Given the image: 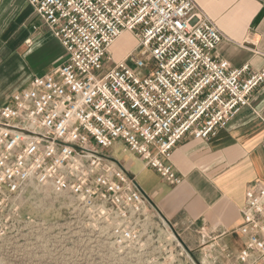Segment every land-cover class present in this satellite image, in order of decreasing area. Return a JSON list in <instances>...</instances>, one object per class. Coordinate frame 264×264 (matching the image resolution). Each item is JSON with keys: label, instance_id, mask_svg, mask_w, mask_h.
Returning <instances> with one entry per match:
<instances>
[{"label": "built area", "instance_id": "2783aa9c", "mask_svg": "<svg viewBox=\"0 0 264 264\" xmlns=\"http://www.w3.org/2000/svg\"><path fill=\"white\" fill-rule=\"evenodd\" d=\"M29 2L65 61L0 104V207L33 186L70 198L68 207L120 248L142 249L166 224L182 239L107 151L121 142L179 184L176 146L188 135L215 137L250 105L264 69L218 56L225 34L196 0ZM124 32L137 44L115 60L111 47ZM241 213L237 231L246 241L230 264H264V182L248 187ZM180 255L193 256L183 240Z\"/></svg>", "mask_w": 264, "mask_h": 264}, {"label": "crops", "instance_id": "0c3cea01", "mask_svg": "<svg viewBox=\"0 0 264 264\" xmlns=\"http://www.w3.org/2000/svg\"><path fill=\"white\" fill-rule=\"evenodd\" d=\"M196 3L225 34L217 49L221 59L233 67L249 64L251 70L264 69L263 0ZM61 56L65 61L63 46L29 0H0V104L9 102L34 75L51 71ZM107 152L181 233L199 264H230L246 241L237 231L246 191L252 183L264 182V85L215 137L188 135L179 142L172 157L182 176L177 185L121 142Z\"/></svg>", "mask_w": 264, "mask_h": 264}, {"label": "rangeland", "instance_id": "374dc122", "mask_svg": "<svg viewBox=\"0 0 264 264\" xmlns=\"http://www.w3.org/2000/svg\"><path fill=\"white\" fill-rule=\"evenodd\" d=\"M71 203L28 186L1 206L0 264H199L194 256L180 255L183 237L168 224L156 226L142 249L120 248L106 229L68 207Z\"/></svg>", "mask_w": 264, "mask_h": 264}, {"label": "bare ground", "instance_id": "6f19581e", "mask_svg": "<svg viewBox=\"0 0 264 264\" xmlns=\"http://www.w3.org/2000/svg\"><path fill=\"white\" fill-rule=\"evenodd\" d=\"M133 40V42H132ZM135 39L130 32H124L112 45L111 50L114 52L116 59L122 58L133 46Z\"/></svg>", "mask_w": 264, "mask_h": 264}]
</instances>
